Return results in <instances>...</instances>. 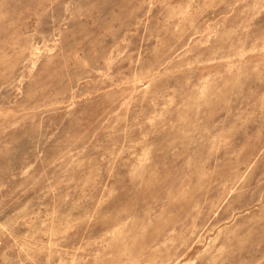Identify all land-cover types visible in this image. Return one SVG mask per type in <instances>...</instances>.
<instances>
[{
    "label": "rangeland",
    "instance_id": "374dc122",
    "mask_svg": "<svg viewBox=\"0 0 264 264\" xmlns=\"http://www.w3.org/2000/svg\"><path fill=\"white\" fill-rule=\"evenodd\" d=\"M0 264H264V0H0Z\"/></svg>",
    "mask_w": 264,
    "mask_h": 264
}]
</instances>
